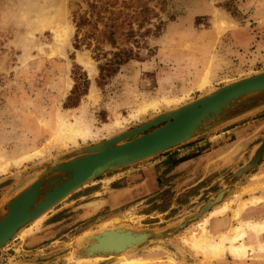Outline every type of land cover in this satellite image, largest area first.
<instances>
[{"label": "rangeland", "instance_id": "1", "mask_svg": "<svg viewBox=\"0 0 264 264\" xmlns=\"http://www.w3.org/2000/svg\"><path fill=\"white\" fill-rule=\"evenodd\" d=\"M92 1L0 0V156L11 160L41 148L51 140L59 115L70 118L81 114L91 130L116 118L122 126L95 140L78 138V146L67 140L47 158L23 161L7 173L0 172V182L13 178L10 186L0 188V213L47 165L206 94L205 89H199L206 73L209 87L217 88L264 70V0H101L117 13L121 27L116 35L118 49L133 47L137 54L114 75L101 80L100 62L93 59L91 50L74 47L75 18L87 11ZM42 18L67 27V37L57 44L60 50H53V31ZM222 18L227 23L222 25ZM130 27L134 34L127 40L125 33ZM102 48L108 57L118 50L109 43ZM78 56L88 58L96 71L90 74ZM162 97L178 104L140 115L136 112L143 102ZM73 103L77 105L73 107ZM237 129L245 142L239 162L207 170L216 159L211 160L215 148L234 142L236 138L229 132ZM261 147L264 104L180 146L107 171L78 188L36 225H26L22 235L7 242L0 249V264H104L106 257L84 254L88 238L103 230L107 233L102 241L116 237L117 233H108L115 228L161 233L160 241L152 238L140 246L128 247V240L123 241L124 248L144 257V264H172L169 257L179 263H199L202 254L184 243L193 231L199 232L198 227L188 231L200 219L196 214L219 192L229 198L252 174L264 172L263 148L253 167L234 175ZM116 175L119 178L111 179ZM129 185L135 189L132 199L108 202L114 189ZM143 186L146 189L141 191ZM219 203L210 204L207 210ZM256 211V218L262 217L264 204ZM227 216L232 217L231 212ZM235 219L231 218V224L237 223ZM250 241L256 240L246 243ZM154 245L162 247L150 249ZM249 254L258 259L248 263L264 264V252ZM224 256L215 264H234L227 251Z\"/></svg>", "mask_w": 264, "mask_h": 264}, {"label": "water", "instance_id": "2", "mask_svg": "<svg viewBox=\"0 0 264 264\" xmlns=\"http://www.w3.org/2000/svg\"><path fill=\"white\" fill-rule=\"evenodd\" d=\"M263 104L264 70L217 87L127 131L81 147L68 159L47 165L41 176L5 204L4 212L0 213V249L21 227L107 171L171 150ZM106 231L88 238L86 256L107 257L115 252L99 247ZM111 231L133 236L129 239L133 246L159 239L161 235L148 230L138 233L123 228L108 229Z\"/></svg>", "mask_w": 264, "mask_h": 264}, {"label": "bare ground", "instance_id": "3", "mask_svg": "<svg viewBox=\"0 0 264 264\" xmlns=\"http://www.w3.org/2000/svg\"><path fill=\"white\" fill-rule=\"evenodd\" d=\"M42 20L46 22L49 25L47 27L51 28L53 31V50H60L57 44L62 43L63 40L67 37V27L63 26L64 24H61L59 22H50L51 19L50 21H47V18H42ZM219 20L222 25L227 23L223 18ZM77 60L85 66L90 74L96 71V68L91 64V61L88 58L78 56ZM209 84L208 74L206 73L199 83V89H205L206 92H212L216 89L214 87L210 88ZM181 100L183 99L181 98ZM176 102L177 100L175 99L169 100L165 97H162V99L159 100H152L149 102L145 101L138 107V109H136V112H139V115L145 112H154L161 107L173 104L175 105ZM176 104H178V102ZM120 125L121 124L119 119L116 118L115 121L110 124H103V128L99 127L95 130H91V126L88 125L81 114H73L70 118L59 115L51 140L49 139V141L42 145L41 148L36 149L33 152L23 154L22 156L15 159L8 160L5 159V157L0 156V172L7 173L11 166L19 165L23 161H31L33 159L40 158L43 159V157L45 158L52 151H58L59 147L66 144L67 140H71L72 145L78 146V138L85 141L87 139L95 140L107 134L111 135L113 131H116L117 129L118 131L120 130V128L122 127ZM65 133H69L70 135L66 137ZM263 148L264 147H261L258 149V151H254L255 154L254 156L252 155V161L250 160L247 164L245 163L246 165H244V168H251L258 162ZM241 172L244 174L245 170H236L234 175ZM12 179L8 178L5 181H1L0 186H10L9 184H12L11 182H13ZM259 191H264V172H262V174H252V176L249 178V181L240 188V192L237 195L230 196L228 198V196H226L228 194H225V192L223 191L219 192L211 201H208V204L206 206H203L199 210L196 215L198 217L200 216V219L195 224H192V228L188 230L192 232L195 227H198L199 232L193 231L191 234H189V238L184 239V243L188 247H190L197 255L202 254L203 260L199 263H179L172 257H169L171 263L215 264L216 261H220L226 258V256H224L225 251H227L228 254L231 255V258L235 261L234 264H251L248 262L257 260L258 258H256L254 255L249 254V251L255 252V250H257L260 252H264V215L260 218H248L246 215L240 218V215L243 213L246 207L259 206L264 201V195L258 194ZM242 194L248 196L241 199L240 196ZM216 202H220V205L207 210L210 204H215ZM233 203L235 204L234 208L231 207ZM229 212H231L232 215V217L230 218L229 216H227ZM45 213L46 212L30 221L27 225H30V227L36 225L43 218ZM231 218H236L237 223L231 224ZM210 219H212V221L211 223H209L210 228H208L207 225ZM26 230V226L21 227L12 239H14L15 237H19ZM118 232L113 231L112 233L111 231V234L117 233V236H109L105 238L99 246H102L104 249L106 248L110 251L117 252L111 253L113 255L118 254V256L114 259H112L111 257H106L107 259H105L106 262L104 264H144V257L139 258L141 257V255L133 252L131 253L129 251L130 249L127 250L123 247V241H126V239L130 243L128 247H133V245L131 244L132 242L129 241V239L131 240L133 236L127 235L125 233L119 234ZM251 238L255 239L256 241H250L246 243V241ZM120 247H122L123 249ZM161 247V245H154L150 249L159 250ZM119 249H121V251Z\"/></svg>", "mask_w": 264, "mask_h": 264}, {"label": "trees", "instance_id": "4", "mask_svg": "<svg viewBox=\"0 0 264 264\" xmlns=\"http://www.w3.org/2000/svg\"><path fill=\"white\" fill-rule=\"evenodd\" d=\"M88 5L89 9L75 18L76 34L74 47L85 46L91 50L93 59L100 62L98 64L99 76L101 80H104L114 75L121 65L132 58H136L137 54L134 53L133 47L118 49L116 35L121 27L117 24V13H115L113 8L101 0H93ZM99 24H102V29L99 28ZM81 32L82 36H80ZM133 34L134 29L130 27L129 31L125 33V38L127 40L131 39ZM106 43L118 49L110 52L111 57H108V53L103 51L102 45ZM73 94L74 89L71 95ZM71 105L75 107L77 104L73 103Z\"/></svg>", "mask_w": 264, "mask_h": 264}, {"label": "crops", "instance_id": "5", "mask_svg": "<svg viewBox=\"0 0 264 264\" xmlns=\"http://www.w3.org/2000/svg\"><path fill=\"white\" fill-rule=\"evenodd\" d=\"M241 132L242 131L239 129L229 132V134H232L235 136L236 140H234V142H232L231 144H225V145L219 146L218 148H215L214 153L216 154V156L213 155L211 160L214 158H216V159L212 160V163H211V165H208L207 170H210V171L219 170V169L225 168L227 166L230 167L231 164L239 162L238 161V158H239L238 155H239V153H241V150H242L241 148L245 144V142L242 140L244 138V135H242ZM235 153H238V154L236 156H234ZM195 160H197V159H195ZM119 176L116 175L114 177H111V179L119 178ZM236 187H240V186L236 185ZM141 188H142L141 191H143V189H146L144 186ZM240 188L237 190L236 194H233L231 196L237 195L240 192ZM134 190H135L134 188H132V187L130 188V185L127 187L116 188V189H114L112 199L111 198L108 199V202L110 203L112 201L115 203H118V202L121 203L122 201L123 202L129 201L134 196V194H133ZM142 194L144 195V193H142ZM261 195H264V194H261ZM263 204H264V201L259 206H255V207L248 206V207H246L244 209L243 213L240 215V218H242L244 215H246L248 218H256V215H257L256 210L258 208H260L261 205L263 206ZM217 205H220V203ZM212 208H214V207H210V209H212ZM260 210H262V209H260Z\"/></svg>", "mask_w": 264, "mask_h": 264}]
</instances>
